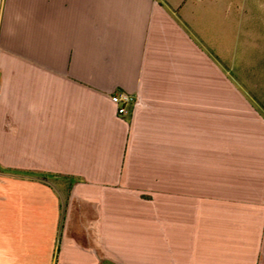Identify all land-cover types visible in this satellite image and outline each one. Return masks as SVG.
Masks as SVG:
<instances>
[{"label":"crops","instance_id":"1","mask_svg":"<svg viewBox=\"0 0 264 264\" xmlns=\"http://www.w3.org/2000/svg\"><path fill=\"white\" fill-rule=\"evenodd\" d=\"M0 264H264V0H0Z\"/></svg>","mask_w":264,"mask_h":264},{"label":"built area","instance_id":"2","mask_svg":"<svg viewBox=\"0 0 264 264\" xmlns=\"http://www.w3.org/2000/svg\"><path fill=\"white\" fill-rule=\"evenodd\" d=\"M111 101L116 107L117 114L120 118H125L132 113L134 106L139 102L137 94H128L125 92H117L111 97Z\"/></svg>","mask_w":264,"mask_h":264},{"label":"trees","instance_id":"3","mask_svg":"<svg viewBox=\"0 0 264 264\" xmlns=\"http://www.w3.org/2000/svg\"><path fill=\"white\" fill-rule=\"evenodd\" d=\"M45 177L48 178V177H52V176L51 175H45Z\"/></svg>","mask_w":264,"mask_h":264}]
</instances>
